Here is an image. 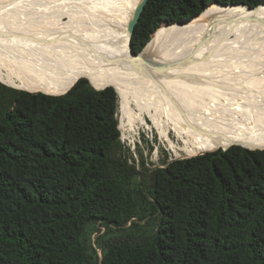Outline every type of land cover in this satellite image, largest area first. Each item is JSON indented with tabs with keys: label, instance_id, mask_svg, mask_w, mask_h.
Listing matches in <instances>:
<instances>
[{
	"label": "trees",
	"instance_id": "obj_1",
	"mask_svg": "<svg viewBox=\"0 0 264 264\" xmlns=\"http://www.w3.org/2000/svg\"><path fill=\"white\" fill-rule=\"evenodd\" d=\"M213 4L264 0H149L134 53ZM64 94L0 84V264H264V150L147 175L124 155L114 87Z\"/></svg>",
	"mask_w": 264,
	"mask_h": 264
},
{
	"label": "rangeland",
	"instance_id": "obj_2",
	"mask_svg": "<svg viewBox=\"0 0 264 264\" xmlns=\"http://www.w3.org/2000/svg\"><path fill=\"white\" fill-rule=\"evenodd\" d=\"M137 3L138 0H0V22L24 46L64 55H100L120 47L123 28ZM222 7L230 6L213 4L207 10ZM168 26L163 24L149 43ZM186 43L185 48L163 52L171 55L166 57L172 64L194 56L195 63L170 70L182 82L183 91L195 97L194 109L235 120L238 127L233 130L243 135L264 127V20L227 38L189 36ZM209 52L214 55L204 61ZM1 59L0 84L23 91L17 86L5 55ZM193 83H200L201 87ZM127 92L125 101L119 96L120 138L124 155L143 173L149 175L157 168L206 154L201 153L196 128L165 115L173 105L160 91L130 84Z\"/></svg>",
	"mask_w": 264,
	"mask_h": 264
},
{
	"label": "bare ground",
	"instance_id": "obj_3",
	"mask_svg": "<svg viewBox=\"0 0 264 264\" xmlns=\"http://www.w3.org/2000/svg\"><path fill=\"white\" fill-rule=\"evenodd\" d=\"M142 2L143 0H138L131 8L130 19L124 28L122 27L120 47L100 55L73 56L43 51L32 46L30 48L18 43L0 22V64L3 61L2 56L5 55L7 59L5 62L17 79V86L35 93L68 92L77 81L85 78L98 90L113 86L125 101L130 84H139L145 89L160 91L173 105L174 108L169 104L172 109L167 108L165 112L167 117L177 118L191 128H196L201 153L219 148L227 150L233 145H241L251 150H264V127L253 128L255 130H249L247 135H243L233 130V127H238L235 120L223 118L217 112L212 113L209 110H206L208 111L206 113L199 112L194 109L197 103H194L195 97L183 91L182 82L176 77L175 72L170 70L163 72L157 68L171 63L168 61L171 55H166L167 58L163 51L169 50L167 51L169 53L177 48H185L189 36L227 38L232 33L249 28L251 23L264 20V6L253 10L243 5L209 8L203 18H198L200 20H195L197 16L193 20L170 25L156 37L160 29L143 51V63H138L129 49L131 38L129 28ZM201 60L203 64V59ZM193 84H196L195 87H201L200 83ZM158 124L162 127L160 123Z\"/></svg>",
	"mask_w": 264,
	"mask_h": 264
},
{
	"label": "water",
	"instance_id": "obj_4",
	"mask_svg": "<svg viewBox=\"0 0 264 264\" xmlns=\"http://www.w3.org/2000/svg\"><path fill=\"white\" fill-rule=\"evenodd\" d=\"M149 0H143L142 4L140 5V7L138 8L137 12H136V15L134 17V20L132 21L131 25H130V28H129V32L131 34V38H130V43H129V49H130V52L131 54L134 56L135 58V61L138 62V63H143V59H142V55H143V51L140 53V54H135L133 52V46H132V38L134 36V33H135V29H136V26L137 24L139 23L140 19H141V16L144 12V9L146 7V5L148 4ZM235 5H243L245 7H247L249 10H253L255 8H251L245 4H235ZM225 6H234V5H225ZM186 21H189V20H186ZM182 23V22H181ZM212 52H209L203 59L204 61L205 60H208L209 57L211 56ZM194 56H189L188 58L182 60V61H179V62H176L174 64H171V65H168V66H158V70L160 71H169V70H180V69H184L185 65L187 64H193L195 63V60L193 58ZM78 82V81H77ZM108 87H113V86H108ZM107 88V87H105ZM105 88L101 89V90H104ZM96 89V88H95ZM98 90V89H96ZM70 91V90H69ZM68 91V92H69ZM117 91V90H116ZM67 92V93H68ZM65 93V94H67ZM118 93V92H117ZM64 94V95H65Z\"/></svg>",
	"mask_w": 264,
	"mask_h": 264
}]
</instances>
